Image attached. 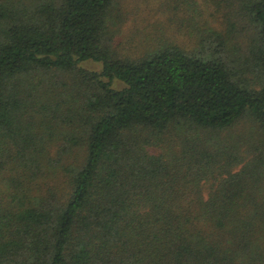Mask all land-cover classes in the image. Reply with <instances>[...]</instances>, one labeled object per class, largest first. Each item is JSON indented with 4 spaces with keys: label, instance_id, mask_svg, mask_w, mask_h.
I'll list each match as a JSON object with an SVG mask.
<instances>
[{
    "label": "trees",
    "instance_id": "trees-1",
    "mask_svg": "<svg viewBox=\"0 0 264 264\" xmlns=\"http://www.w3.org/2000/svg\"><path fill=\"white\" fill-rule=\"evenodd\" d=\"M183 1L0 0V264H264V0Z\"/></svg>",
    "mask_w": 264,
    "mask_h": 264
},
{
    "label": "rangeland",
    "instance_id": "rangeland-1",
    "mask_svg": "<svg viewBox=\"0 0 264 264\" xmlns=\"http://www.w3.org/2000/svg\"><path fill=\"white\" fill-rule=\"evenodd\" d=\"M183 2V0H118L117 11L120 12L122 19L121 32L116 37V40L118 41L122 34L129 33L133 27L143 28L147 24L160 23L161 21L165 22L168 20L167 29L172 37L169 38L166 36V38L170 40V42L176 41V43L182 46L185 44L192 45L193 39H190L187 35L186 29L183 33L176 32V20L183 17V11L188 7L187 4ZM177 5H179V9H175ZM199 10L202 12L201 15H206L207 12L212 15V26L218 28L219 30H227L228 24L224 22L222 12L217 11L214 6H204V4H200L198 12ZM198 19H201V17H198ZM241 41L242 43L245 41L242 34L232 38L231 44L240 43ZM83 65L92 70L99 71L101 69L100 64L94 61L83 62ZM121 86V82H114V87Z\"/></svg>",
    "mask_w": 264,
    "mask_h": 264
}]
</instances>
